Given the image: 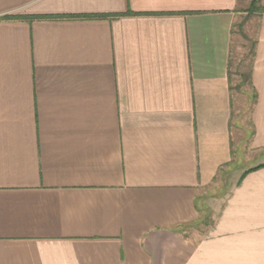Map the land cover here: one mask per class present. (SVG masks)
Instances as JSON below:
<instances>
[{
  "label": "crops",
  "instance_id": "1",
  "mask_svg": "<svg viewBox=\"0 0 264 264\" xmlns=\"http://www.w3.org/2000/svg\"><path fill=\"white\" fill-rule=\"evenodd\" d=\"M251 1L0 0V264H264Z\"/></svg>",
  "mask_w": 264,
  "mask_h": 264
},
{
  "label": "rangeland",
  "instance_id": "2",
  "mask_svg": "<svg viewBox=\"0 0 264 264\" xmlns=\"http://www.w3.org/2000/svg\"><path fill=\"white\" fill-rule=\"evenodd\" d=\"M249 38H252V36H248ZM250 48V47H249ZM249 48H245L244 46H241V53L240 54H247V56H249L250 54V49ZM241 70H242V67H241ZM245 73V72H244Z\"/></svg>",
  "mask_w": 264,
  "mask_h": 264
},
{
  "label": "trees",
  "instance_id": "3",
  "mask_svg": "<svg viewBox=\"0 0 264 264\" xmlns=\"http://www.w3.org/2000/svg\"><path fill=\"white\" fill-rule=\"evenodd\" d=\"M258 3H259V0H252V1H251V5H250V7L252 8L253 5H256V4H258Z\"/></svg>",
  "mask_w": 264,
  "mask_h": 264
}]
</instances>
